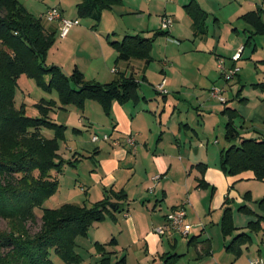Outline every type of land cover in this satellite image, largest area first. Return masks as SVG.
Wrapping results in <instances>:
<instances>
[{
	"label": "crops",
	"instance_id": "obj_1",
	"mask_svg": "<svg viewBox=\"0 0 264 264\" xmlns=\"http://www.w3.org/2000/svg\"><path fill=\"white\" fill-rule=\"evenodd\" d=\"M74 1V5H76L74 17H68V14L65 13L67 10L61 5L58 7L65 18L80 20L77 15V5L81 0ZM192 2L205 12L204 20L198 28L186 10V6ZM233 3H239V0H122L121 4L103 11L98 24L90 19L93 22L88 23L86 26H81L80 24L74 27L68 37L62 39L64 45L77 46L83 42L84 38L90 37L96 39L99 45L95 54H98L97 59L96 56L90 57L91 59L88 63L91 69L90 72H87V69L81 64H76V57L73 58L72 54L71 71L78 68L86 78H92L93 82L102 84L114 81L120 74L133 76L139 82L142 100L135 103L134 109H131V120L128 128H126L127 134L120 135L118 138L114 136L116 134H110L111 141H104L109 142L108 145L101 146L100 143L103 141L95 143L91 138V142L88 143L79 141L77 147L78 150H96L98 157L105 156L100 163L103 176L96 174L94 179L98 184H102L105 195L110 197L111 202H118L121 207H124L128 200L134 201L135 204H148V207L151 204L147 195L151 187V180L153 177H160L154 191L156 204L152 210L155 211L157 207L166 206L167 209L171 208L170 213L185 205L186 219H188L191 227L190 234L186 237L188 239V256H191V259L188 257L189 262L186 264H192L191 261H194L195 264H251V259H264V222L260 223V227L255 232L248 229L249 226L246 225V222L241 225L233 222L235 231L229 239L232 237L233 240L242 232L248 233L250 239L241 245V255L239 257H236L233 252L228 250L229 255H226L225 260L220 261L215 258L212 243L216 233L209 229L210 224H204L200 222L201 220L199 223L196 220L198 215H202L198 204L194 201L195 194L201 192V187H199L200 174L195 169L199 165V160L195 159L190 150L182 147L185 139L182 134L184 127L182 123L176 124L173 121L176 109L179 108L182 101L180 97L196 98V103L202 108L211 99L219 102L218 99L211 97V90L214 87H220L221 80L225 82L224 86H221L223 87V94L228 87L233 91L231 83L234 80L239 83L242 82L243 77L240 74L243 71L239 65L245 58L244 55L248 52L247 47L252 46V51H254L256 44L252 43V41L248 44V39L252 34L251 30L247 31V27L252 29L253 27L241 18L256 10L247 12L242 9L235 10L233 9ZM21 4L29 12H32L31 9L33 7H30L28 3L21 2ZM255 5L257 4L255 3ZM48 9L50 8L39 12L36 18H41ZM166 16L171 17L172 26L169 31H166L167 34H161L163 32L161 30V19ZM237 20H242L247 25L241 36L239 28L235 26V24L240 22ZM45 27L50 32H55L58 38L57 23H45ZM129 32L134 33V35L130 34L132 36L153 39L149 62L135 59L122 63H119L117 59L113 61L116 56L118 57V53L110 45L109 41L112 39L122 40ZM243 42L244 45L242 44ZM242 48L241 59L238 62H233V57ZM219 60H223L228 68L238 67L240 69L238 75L231 81H226L218 69ZM154 63L157 64L156 72L153 69ZM55 64L61 69L64 67L62 63L55 62ZM113 70H116V72ZM157 71L159 74H157ZM71 73L69 74L68 71L65 74L69 76ZM152 74L157 75L156 78H153ZM164 82V89L167 94H163L157 89ZM151 87L154 91H152ZM235 99L234 104L238 101V105L231 108L235 109L239 116L241 115L243 119L254 124L264 125L263 103L258 102V100H251L250 97L239 93L238 95L236 94ZM125 110L123 105L120 107L117 104L113 105V112L116 113L117 111L118 114V116L116 114V124L113 127V131L119 129L118 126L120 125L122 114L126 115L128 119L129 115L125 113ZM71 115L72 112L65 124L68 128L71 127L72 123ZM86 121V119L80 118L78 123L86 127V125H83ZM77 130L82 132L79 129ZM185 130H189V125H186ZM257 134V131L252 130L247 138H255ZM127 135L136 138L137 145L135 148L129 147L126 142L125 144L120 142L118 146L113 145L112 140L122 141ZM167 137L169 140L167 139L166 141ZM75 155L77 156L78 154L75 153ZM74 158L75 160L77 159L76 157ZM216 172L222 176L221 172ZM207 175L208 173L204 175L205 181L203 180L206 185H209L207 191L210 188L217 189L214 180L208 178ZM245 177L248 180L255 179L252 174H247ZM227 183L229 184V181ZM109 187L110 189H108ZM84 192L88 193L85 188ZM116 193H124L126 195L125 200L115 198L113 195ZM223 195L221 193L222 201L230 197V193L225 194L224 197ZM188 206L192 208L188 209ZM169 213L158 219V227L152 228L148 225L150 221L148 214L144 213L140 207L133 211L128 207V210L124 213L127 221L125 226H122V229L120 228L119 237H113L116 239V244L114 245H119L124 233L128 232L129 241L132 242L130 249L135 246L139 247L135 252L138 264H158L160 261L159 264H162L163 261L165 264L166 258L170 256L178 255L176 258L186 256L187 253L178 254L175 252L177 246L176 238H167V236H160L155 232L159 227H166V216ZM142 216L144 221H142V226L138 230L137 223L140 222ZM221 223L217 220L215 225L218 226L220 224L221 226ZM169 231L168 229L167 232ZM262 234L261 244L263 246L254 247L252 245L254 235ZM156 238H167L170 244L167 245L166 252L161 256L159 249L157 250L156 247ZM171 240L174 241L173 244H171ZM191 249H194L195 252H190ZM127 252L129 255L130 250L128 249ZM150 253H153L155 257L152 258ZM122 257H125L127 264H129V256L128 258L126 256Z\"/></svg>",
	"mask_w": 264,
	"mask_h": 264
},
{
	"label": "trees",
	"instance_id": "obj_2",
	"mask_svg": "<svg viewBox=\"0 0 264 264\" xmlns=\"http://www.w3.org/2000/svg\"><path fill=\"white\" fill-rule=\"evenodd\" d=\"M122 0H81L77 5L79 19H92L98 24L102 13ZM198 28L205 12L195 3L186 6ZM243 19L252 27L264 33V24L258 11L246 14ZM43 19L36 18L19 0H0V218L8 224L0 230V264H53L50 257L54 251L65 264H79L82 257L75 251L76 239L85 237L89 229L105 219L106 213L119 211L121 205L113 203L110 197L96 202L91 208L66 204L56 209L44 208V203L56 194L59 183L51 176L56 170L61 172L65 161L60 155L59 139L64 138L67 127L49 120L47 112L54 102L42 100L36 105L40 117L26 115L25 106L16 105L15 90L18 79L24 75L37 81L45 92L56 91L62 108L75 106L83 111L85 103L99 102L106 114H110L113 102L125 104L139 100L140 84L133 76L120 74L109 83L87 81L84 74L75 68L66 75L58 66L45 65L51 46L57 39L50 32ZM167 34V32H161ZM252 36L248 39L251 42ZM110 45L117 51L118 61H150L153 39L127 35L122 40H111ZM229 116L226 125L229 141L240 139L239 144H231L220 153V166L224 173L239 175L253 172L256 180L264 181V137H241L234 125L238 116L235 109L226 108ZM53 130L55 138L43 136V130ZM77 161V159H76ZM74 166L75 162H69ZM37 173V174H36ZM206 186L200 181L199 187ZM125 200L124 193L113 195ZM256 212L259 221L251 223L249 230L255 232L264 222V198L258 202ZM36 209H42L40 230L31 234L29 223L36 220ZM244 209V208H242ZM225 236L234 231L233 221L226 211L222 223ZM249 234L242 232L227 246L236 257L241 255V245L249 240ZM192 241V240H191ZM116 244V239L111 240ZM101 250L104 248L99 245ZM111 253L104 251L100 264H111ZM173 255L165 264H174ZM116 264H127L122 257Z\"/></svg>",
	"mask_w": 264,
	"mask_h": 264
},
{
	"label": "rangeland",
	"instance_id": "obj_3",
	"mask_svg": "<svg viewBox=\"0 0 264 264\" xmlns=\"http://www.w3.org/2000/svg\"><path fill=\"white\" fill-rule=\"evenodd\" d=\"M19 2L28 3L30 7H33V9H31L32 12L30 11V13L33 15L35 14V17L38 16L37 14H39V12L42 10L54 7L59 8L60 5L65 10H67L65 13L68 14V17L71 18L75 16L74 12L76 5H74V0H19ZM255 3L257 5H255ZM233 7L235 10H246L245 12L249 10L258 11L261 15V21L264 24V0H239V3H233ZM241 19L243 20V18ZM242 20H237L240 22L235 24L236 28H239L240 36L243 35V30L247 27L245 22H243L244 20ZM79 21L81 26H86L88 23L93 22L90 19H80ZM230 29H232V27H230ZM248 30H251V41L252 43L256 44V48L254 51H252V46L247 47L248 52L244 55L245 58L239 65L244 73L240 74L243 77L242 82L239 83L237 80H234L231 83L233 91H231L228 87L227 91L223 94V98L228 102L226 104H222L211 99V101L206 106L201 103L203 105L201 108L200 105L196 103V98L190 99L180 97V99H182L181 104L179 108L176 109V112L173 116L174 123L178 124L180 122L184 127L182 134L185 139L183 140L184 142L182 143V147H186L187 150H190L195 159L199 160V165L196 166L195 169L199 171L200 181H205L204 175L208 173V178L214 180L216 183L215 187L217 189L210 188L207 191L209 185L201 187V192L195 194L194 201H196L198 204L199 211L202 214L201 216L198 215L196 219L198 220L197 222L201 220L200 222H203L204 224H210L209 229L216 233L212 246L214 247L213 252H215V258L220 261L225 260L226 255H229L227 244L230 243L232 237L229 239L231 235L225 236L222 232L220 224L217 226L215 225V222L217 220L218 222H222L223 216L227 211L232 221L238 225L243 224V222H246L247 226H249L251 223H256L260 220L256 213L260 211L258 202L264 197V181H259L256 179L248 180L245 177L247 174L254 175L253 172L249 171L239 175H229L224 173L220 166L221 151L228 148L233 143H240L239 138L233 142L229 141L227 138L228 131L226 129V125L229 121V116L227 113H224L225 109L229 107H237L238 101L235 104L234 102L236 101L235 96L236 94L238 95V93L244 94V96L250 97L251 100H258V102L264 104V33L260 32L255 27H253V29L247 27V31ZM130 34L134 35L132 32L127 33V35ZM89 38H84L83 42L77 46H67L63 44V40L58 36L56 42L53 46H51L47 53L45 65L53 66L56 65L55 62L62 63L64 66L62 70L65 73L69 71L70 74V72H72V54L73 58L76 57V64H81L87 69V72H90L91 69L88 63L90 62L92 56H96L97 59L98 54H95L99 45L96 39ZM242 44L244 45V42ZM116 59L117 56L113 61ZM122 62L124 61H119V63ZM153 69L155 70L154 72H156V63H154ZM157 74H159L158 71ZM152 76H154L153 78H156L157 75L152 74ZM85 79L87 81H92V78L90 79L89 77H85ZM220 83V87L217 88L223 90V87L221 86H224L225 82L221 80ZM151 89L154 91L152 87ZM140 90L141 89L139 88V96L141 95ZM15 96L18 108L24 105L26 115L29 117H40V111L36 108V105L42 100L55 103L54 107H52L47 112V117L56 124L67 127L65 124L72 112L71 127H67V130L64 133V138L59 139V153L62 159L65 161V164L63 165L61 172H57L56 170L51 172V176L58 180V191L44 203L42 209H56L66 204L74 206H86L87 208H91L96 202L102 200L105 195V190L102 184H98V182L95 181L94 175L98 174L103 176V173L100 169V163L101 159H104L105 156L98 157L96 150L93 149H87V151H85V149L78 150L77 144L79 141L84 143L91 142V138L94 134H97L99 137H101V139L105 134H116L114 136H117V138L120 135H126V128H128V124L131 120V109H134L135 103L142 100V96H140L137 102L131 100L123 104L126 109L125 113L129 116L127 119L126 115L122 114L120 125L118 126L119 129H117V131H113V127L116 124L117 114V111L116 113L113 112V105L117 104L118 107L122 106V104L119 102H113L110 114L105 113V110L99 102L90 100L85 103L83 111L79 110L75 106L62 108L59 95L56 91L50 93L45 92L38 85L37 81L32 80L24 75L18 79ZM80 118L87 120L85 123H83V125H86V127L78 123ZM233 120L234 125L236 126L241 137L247 138L249 136V132L252 130L258 132L256 137H264V125L261 126L254 124L246 119H243L241 115H238ZM186 125H189V130H185ZM77 129L81 130L82 132H79ZM43 136L48 139H53L55 138V132L53 130L44 129ZM127 136H125L124 140L117 141L121 142V144H125ZM167 139L169 140L168 137L165 140L167 141ZM108 143L109 142L103 141L100 143V145L104 146L108 145ZM75 153L78 155L76 156ZM74 157L77 158V161ZM68 161L75 162L74 166L69 164ZM216 171L221 172L222 176ZM227 181H229V184ZM153 185L154 184L152 182L151 186ZM84 188L87 190V194L84 192ZM108 189H110V187ZM221 193L224 195L230 193L229 199L225 198L222 201L220 197ZM147 195L151 201V204L148 207V204H135L134 201L128 200L124 207H121L119 211L106 213L105 219L100 223H95L89 229L88 234L85 237L80 236L76 239L75 251L82 257V262L79 264H100V260L102 259V254L104 251L111 253V264H116L117 257L120 259L122 256H126L127 258L129 256V264H138L136 261L135 252L139 249V247L135 246L134 248L131 247L130 249L132 242L129 241L128 232L124 233L119 245L112 244L111 240L113 237L118 238V235H120V228L122 229V226H125V222L127 220L125 219L124 213L128 210V207L132 211L140 207L143 212L148 214L150 217L148 225L152 228L158 227V219L163 218L165 214L169 213L171 208L167 209L165 206L162 208L157 207L155 211L152 210L156 204L155 194L154 192H147ZM189 208L192 207L188 206V209ZM211 208L212 210L209 211ZM42 209L35 210L36 220L33 223H29V231L31 234H35L40 230L42 224ZM185 220V222H187L186 224L189 225L188 219ZM142 221H144L143 216L141 217L140 222L137 223L138 230L142 226ZM7 228V222L0 218V230L3 231ZM165 236H167V238L177 239V246L175 250L176 253H187L184 257L176 259L174 258V264L188 263V257L191 259V256H188L189 251H187L188 239L172 230L167 232ZM262 237L263 234L257 236L254 235L252 245L254 247L263 246L261 244ZM167 238L155 239L156 247L157 250L159 249L160 256L166 252L167 245H170ZM173 243L174 241L171 240V244ZM99 245H101L104 250H101ZM128 249L130 250L129 255L127 252ZM191 250L190 252L194 251V249ZM0 253H3V250H1ZM150 254L152 258L155 257L153 253ZM50 257L53 261V264H65L64 261L58 255H56L54 251H51ZM160 262H158V264ZM191 262L192 264H195L194 261ZM162 264H164V261Z\"/></svg>",
	"mask_w": 264,
	"mask_h": 264
},
{
	"label": "built area",
	"instance_id": "obj_4",
	"mask_svg": "<svg viewBox=\"0 0 264 264\" xmlns=\"http://www.w3.org/2000/svg\"><path fill=\"white\" fill-rule=\"evenodd\" d=\"M41 19H43L46 23H57L58 24V31H59V37L61 39H65L68 37L71 29H73L76 26L80 25V21L78 19H67L63 16L62 11L57 8H50L48 9L42 16ZM172 19L169 16L163 17L161 19V30L162 31H169L170 27L172 26ZM243 53V48L239 50V52L233 57V62H238ZM218 69L221 72L223 78L226 81H231L234 79L238 73L240 72V69L236 66H233L231 68H228L223 60H219L218 62ZM116 72V70H113ZM165 82L162 85H159L157 87L158 91H160L163 94H167V91L164 89ZM211 97L218 99L221 103H226V99L223 98L222 90L214 87L211 90ZM92 141L95 143H98L100 141H111V137L109 135H103L102 139L98 135H94L92 137ZM126 144L131 147L135 148L137 145L136 138L134 136H128L125 140ZM112 143L114 146L120 145L119 141H113ZM160 177L156 176L152 178L153 186L149 188V192H154L155 188L158 184ZM187 213H186V207L185 205L175 209L174 211H171L166 216V227H159L155 230V232L160 236H165L167 233V230L170 229L172 231H175L179 233L183 237H188L190 234L191 227L185 223ZM251 264H264V259H251Z\"/></svg>",
	"mask_w": 264,
	"mask_h": 264
}]
</instances>
